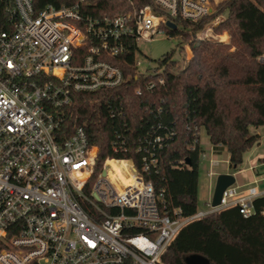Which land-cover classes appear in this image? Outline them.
<instances>
[{
  "label": "built area",
  "instance_id": "built-area-1",
  "mask_svg": "<svg viewBox=\"0 0 264 264\" xmlns=\"http://www.w3.org/2000/svg\"><path fill=\"white\" fill-rule=\"evenodd\" d=\"M5 1L0 264H164V252L186 224L233 206L243 217L254 213L253 201L264 196L256 186H230L217 207L210 202L208 211L189 217L172 207L164 189L147 178L172 135L160 132V122L137 136L138 168L132 160L107 159L97 171L98 148L73 114L80 96H91L83 102L104 106L115 118L124 106L112 96L126 79L133 76L139 95L162 86L166 73L177 74L168 69L173 57L140 61L141 43L161 34L220 42L214 27L225 17L216 0H150L140 8L129 0H78L40 11L31 0ZM101 2L105 7L95 15L90 8ZM257 60L264 64V51ZM126 142V133L116 132L113 151L125 153ZM110 161L128 163L127 177L109 171ZM260 215L264 219V208Z\"/></svg>",
  "mask_w": 264,
  "mask_h": 264
},
{
  "label": "trees",
  "instance_id": "trees-1",
  "mask_svg": "<svg viewBox=\"0 0 264 264\" xmlns=\"http://www.w3.org/2000/svg\"><path fill=\"white\" fill-rule=\"evenodd\" d=\"M31 1L36 11L78 2ZM100 1L88 0L91 4ZM129 1L136 8L151 4L150 0ZM5 2L0 0V16ZM104 7L101 2L90 10L98 15ZM217 8L225 19L214 32H226L227 43L193 41L192 58L179 73H166L162 86L143 89L139 95L134 93L133 76L126 79L112 96L124 106L115 118H109L104 106L98 110L96 104L83 102V97L91 101V96H80L73 110L76 125L85 128L89 142L98 148L97 171L107 159L132 160L138 168L137 136L159 122L161 133H172L160 152L157 170L147 178L157 189H164L171 206L179 208L184 217L197 213L200 129L213 149L225 148L229 167L236 171L243 154L258 142L259 136L250 129L264 126V64L257 60L264 51V0H224ZM172 56L166 54L163 62ZM127 72L133 74V70ZM116 132L127 135L125 153L113 151ZM253 207L248 217L233 206L186 224L164 252L162 262L187 264L188 257L198 256L207 264H264V219L260 215L264 196L255 199Z\"/></svg>",
  "mask_w": 264,
  "mask_h": 264
},
{
  "label": "rangeland",
  "instance_id": "rangeland-1",
  "mask_svg": "<svg viewBox=\"0 0 264 264\" xmlns=\"http://www.w3.org/2000/svg\"><path fill=\"white\" fill-rule=\"evenodd\" d=\"M216 1L220 4L224 0ZM215 35L220 36V42L227 43L229 40L226 32L221 34L215 33ZM189 40V37L185 36L180 40L177 36L168 39L163 34L158 35L154 41L139 45L142 55L138 58L142 61V56H145L153 63H156L162 60L166 54L172 53L175 62L168 69L179 73L193 55L190 45L189 47L182 45V43L188 44ZM145 67L146 65H142L143 69ZM250 132L259 136L258 142L243 154L242 164L234 171L229 167L228 154L225 148L217 146V148L213 149L204 129H200L201 153L198 170L197 212L209 210V203L211 202L215 182L219 175L232 174L235 178L233 186L238 187V191H243L251 186H256L259 190L264 189V126H260L257 129L251 128ZM126 167L125 163L119 165V162H117V164L113 163L112 167L108 165L107 169L109 171L119 169L120 174L126 178L127 175L124 173ZM211 173L212 175H210Z\"/></svg>",
  "mask_w": 264,
  "mask_h": 264
},
{
  "label": "water",
  "instance_id": "water-1",
  "mask_svg": "<svg viewBox=\"0 0 264 264\" xmlns=\"http://www.w3.org/2000/svg\"><path fill=\"white\" fill-rule=\"evenodd\" d=\"M166 25L171 30L175 29V25L170 22H167ZM185 163L190 166V161L188 159H186ZM234 183L235 178L232 174H222L217 177L211 198L212 207H217L220 204L223 192L226 188L233 186ZM186 262L187 264H207L205 259L198 256H190L186 259Z\"/></svg>",
  "mask_w": 264,
  "mask_h": 264
},
{
  "label": "bare ground",
  "instance_id": "bare-ground-1",
  "mask_svg": "<svg viewBox=\"0 0 264 264\" xmlns=\"http://www.w3.org/2000/svg\"><path fill=\"white\" fill-rule=\"evenodd\" d=\"M113 163H115V162L110 161L108 164L112 167ZM119 163H126V162L122 161V162H119ZM114 171H115V173H117L119 175V172H120L119 169H114ZM128 182L129 183L132 182V178L131 177L125 181V183H128Z\"/></svg>",
  "mask_w": 264,
  "mask_h": 264
},
{
  "label": "crops",
  "instance_id": "crops-1",
  "mask_svg": "<svg viewBox=\"0 0 264 264\" xmlns=\"http://www.w3.org/2000/svg\"><path fill=\"white\" fill-rule=\"evenodd\" d=\"M210 175H212V173Z\"/></svg>",
  "mask_w": 264,
  "mask_h": 264
}]
</instances>
